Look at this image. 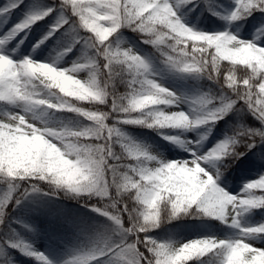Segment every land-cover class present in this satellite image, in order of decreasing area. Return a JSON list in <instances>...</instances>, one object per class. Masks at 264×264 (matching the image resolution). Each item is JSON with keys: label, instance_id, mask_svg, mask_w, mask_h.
Here are the masks:
<instances>
[{"label": "snow or ice", "instance_id": "snow-or-ice-1", "mask_svg": "<svg viewBox=\"0 0 264 264\" xmlns=\"http://www.w3.org/2000/svg\"><path fill=\"white\" fill-rule=\"evenodd\" d=\"M22 3L23 0H7L0 5V17L10 16ZM191 3L193 0H175V3L172 0H62L61 14L49 31L33 45V50L64 29V25L70 24V19L63 14L70 7L72 16L78 17L80 26L92 35L81 37L72 25L66 29L71 36V44L60 55H66L72 46L80 44L85 50L93 52L91 58L85 55L81 62H74L70 68L61 70L33 61L30 57L13 60L10 55L0 53V103L20 108L26 100L46 99L43 108L77 114L90 122L89 127L82 129L84 134L81 139L95 140L96 149L106 161L102 167L103 191L96 194L104 206L93 207L92 210L110 221L111 232L97 247L76 257L71 264H187L193 258L201 261L206 256L214 257L217 264H264V249L254 248L248 243L249 239L264 237V225L243 228L238 223L239 218L249 210L264 208V195L257 196L252 191L257 188L264 191V176L248 183L243 197L233 196L217 187L215 179L218 177L204 167L242 155L233 151L239 142L237 138L252 141L258 137L264 140V47L241 41L227 31L208 34L189 29L177 17L176 9ZM234 3L235 8L227 17L230 22L244 19L253 12H264V0H234ZM54 11L49 7L26 14L23 20L0 37V47L6 48L20 33H26ZM122 28L148 37L142 43L156 48L164 62L181 73L215 80L221 74V62L227 61L231 67L225 70L224 85L235 98L226 95L223 89L218 96H201L194 101L200 112L195 120H190L183 112L156 111L158 106H173L176 97L151 79L144 78L149 69L143 58L131 50L120 51L110 47L111 39ZM260 35H264V31ZM97 59L104 61L102 69L97 67ZM38 64L47 67L37 70ZM237 66L244 69L242 77L237 75ZM122 68L131 74V79L127 81L130 91L123 96H114L112 81L120 75ZM81 71H88L87 80L75 78V74ZM28 81L42 91L26 98ZM61 89L74 95H64ZM45 93H56L62 99L49 102L51 96L46 98ZM69 98L99 105H108L111 98L110 111L86 110L79 104H73ZM237 101L243 102L262 129L239 127L233 137L217 143L206 153L190 151V160L161 162L136 146L124 143L116 127V124H130L191 130L223 119L229 112L237 110ZM133 113H147L151 121L146 123L145 119ZM23 116L22 111L0 116V182L8 188L0 197V223H3L5 209L14 198V186H19L21 182H27L31 190L36 191L31 181H44L76 195L82 194L81 184L95 183V160H70L60 139L53 134L60 129L37 127L32 123L33 119H22ZM109 119L114 121L112 125L107 123ZM96 121H102V127L98 133L92 134ZM166 139L183 146L175 137ZM204 139L206 137L202 136L200 140L187 143L195 148ZM116 146L121 149L119 153L115 150ZM253 146L251 143L248 145L249 148ZM126 160L134 161V164L123 163ZM113 188L114 196L111 192ZM22 195H27V191ZM125 195L134 201L133 207L129 208L121 199ZM16 200L19 202V197ZM162 206L169 210V219L194 210L238 229L239 236L233 240L202 238L179 247L158 243L147 234L159 226ZM124 213L128 215L129 227L124 225ZM141 244L147 255L140 251ZM9 246L18 247L23 254L44 261L43 255L28 252L26 246Z\"/></svg>", "mask_w": 264, "mask_h": 264}, {"label": "trees", "instance_id": "trees-1", "mask_svg": "<svg viewBox=\"0 0 264 264\" xmlns=\"http://www.w3.org/2000/svg\"><path fill=\"white\" fill-rule=\"evenodd\" d=\"M224 1L226 2L227 0H193V3L188 4H196L198 5V8H201L202 10V13L198 15L196 11L191 10L193 12V15L198 18L196 24L200 29H202L206 24V28L208 26L210 29L215 28V24L212 23L219 22V30H221V32L228 31L229 28L226 24V18L220 17L214 19V15L212 13V10L217 7L219 3H222ZM24 2H32L34 5L39 6L40 10L43 11L49 7L56 8L58 6L60 8L62 0H23V3L19 8L24 9ZM64 13L65 16L70 19V24L64 26V29L61 30L62 32H64V40L71 44V36L67 34L66 29H69L72 25H75L79 36L86 37L83 33L86 30L80 26L79 18L72 16L71 8H67ZM186 13H188L187 10ZM201 16H205V23H201V21L199 20V17ZM256 23L264 24V12H253L251 15L247 16L244 19L232 22L233 25H236L240 28V31L242 33L248 31L250 27ZM120 31L128 34L131 39L140 44L149 53L152 62L160 69L162 77L166 81H184L186 83L192 84L198 90L208 92L209 96H218L223 89V92L226 95L235 98L231 90L227 89V87L224 85L223 77L226 74L225 70L231 67V65H229L227 61L221 62V74L216 77L215 80H209L207 79V76H205L204 78L203 76H197L195 74L181 73L172 68L170 65L166 64L164 62V58L160 55V52H158L156 48L152 47L151 45L142 43L143 39L148 38L144 36V34L133 32L128 28H122L120 29ZM259 38L263 40L264 35H260ZM168 43H172V41H168ZM74 46H81L82 50L85 51L90 58L93 56V52L91 50H85L82 45L76 44ZM165 51H167V49H165ZM96 63L97 67L101 69L103 68L104 61L102 59H97ZM237 75L238 77H242L244 75V69L242 68V66H237ZM129 79H131V74L127 72L126 69L122 68L120 70V75L114 77L112 81V92L114 96H123L130 91L127 86V81ZM51 99L53 101H56L54 97H51ZM69 99H71V102L73 104H79L80 107L86 110L110 111L111 98H109L108 105L78 102L75 99ZM13 107L14 106H9L5 103H0V113L3 110L6 111L5 113H8V111H10ZM236 108L237 110L229 112L226 116H224L223 119L217 121L218 131H220L222 134L226 135L228 139H230L235 135V129L239 127H246L253 130L262 129V125L260 124V122L252 117V115L247 111L246 106H243L242 101H237ZM40 110H42V108L37 111ZM133 115H137L138 118L145 119L146 123L151 121V117H149L147 113H133ZM107 123L109 125H112L114 121H112V119H109ZM117 125L120 126L123 133L138 139L148 138L154 145L163 144L160 138L169 130L149 128L144 125L116 124V127ZM89 126V121L83 119L75 113L65 111L64 129L81 130ZM237 139L239 140V142L234 146L235 152L243 154L239 155L238 158L228 157L219 163L218 168L220 171V175L216 181V185H218L219 182H229L231 184L238 183L239 177L236 173H239L241 171L261 173V170H263L264 168V140H260L258 137L252 141L247 140V138ZM85 142L93 144L96 143L95 140H87ZM250 143L254 144V146L251 148L248 147ZM115 150L118 153L121 151V149L117 146ZM109 163H112V161H109ZM123 163L134 164V161L126 160L123 161ZM110 179L111 176H109V180ZM31 183L36 186V191H32L30 185L27 182H21L19 186H14L16 187V190L13 194L14 198L5 209V216L7 219L10 218L11 214L15 213L16 209H20L24 204H27L29 203V201L38 198L43 201V204H47L49 206L65 207L67 209L87 208L90 210L93 209V207L103 208L104 206V202L92 201V199H89L86 195H82L79 197L76 194L66 195L64 189L51 187L44 181H31ZM7 190V186L4 183L0 182V197H3ZM26 191L27 195H22ZM111 192L114 196L115 189H111ZM254 194L257 196L264 195V193L262 192H255ZM17 197H19V202H17L16 200ZM121 199L127 203L129 208L134 206V201L129 199L128 195L123 196ZM55 214L57 215L55 217L57 225L54 224V221L50 224V227L53 226V229H51L52 232H58L62 236L64 241H67L70 244L78 243L80 246L86 248V251L88 252L97 247L101 243V241L109 235L106 234V222L102 223L101 219H95L96 221L94 220V223L87 222L85 223L84 227L76 225V222H74L73 219H65V214L63 213ZM169 215V210L166 207L162 206L161 221L159 226L147 234L158 243L174 246L177 245V243H179L183 238L190 236L202 239L209 238L211 237V235L213 236L216 233L223 234V231L221 230L222 226L220 225L221 222L205 217L202 214L195 212L194 210L190 211L188 214L177 216L174 219H169ZM7 219H5L4 217L3 223H0V264L1 262H4L5 259L18 248L10 247L9 244L18 245V241L21 237L33 236L28 229H25L23 227L15 226L13 229L6 228L5 222ZM122 219L124 221L125 227H129L130 224L128 222L127 213H124L122 215ZM257 221L264 223V208L254 209L253 211L243 214L239 218L238 223L244 222L245 224L252 225ZM96 225H100L101 228H97ZM142 238L143 236L141 235V239ZM229 238L233 240L231 236ZM130 239H135V237H130ZM139 248L140 251L145 252V254L147 255V252L142 244L139 246ZM187 264H217V261L212 256H206L203 257V260L201 261H196L193 258L189 260Z\"/></svg>", "mask_w": 264, "mask_h": 264}, {"label": "rangeland", "instance_id": "rangeland-1", "mask_svg": "<svg viewBox=\"0 0 264 264\" xmlns=\"http://www.w3.org/2000/svg\"><path fill=\"white\" fill-rule=\"evenodd\" d=\"M7 0H0V5H3ZM173 3H175V0H172ZM235 8L234 0H228L227 3H224L221 5L219 10H216V15H219L220 13H230ZM31 11V10H30ZM184 10L176 9L177 17L180 19L181 23L184 24L186 27L190 25L195 24V19L191 16H187L183 12ZM39 12L38 8H35L31 11V13ZM61 14L60 13L56 15L54 12L46 17V22H44L43 25L34 26L30 30H28L26 33L22 32L19 36H17L14 40L10 41L6 48L0 47V53H4L6 55H10L13 60H20L24 57H30L33 61L41 62V63H47L50 64L57 69H68L70 68L74 62H81L82 58L87 55L85 51L82 50V48H75L72 47V50L70 52H67L66 55H60L65 48L68 46L65 44V42L61 41V33L58 32L55 35H53L49 40H47L44 44H42L39 48L33 50V45L36 44L38 40H40L48 31L51 25L54 24L57 17ZM26 14L22 13L21 11H15L10 16H4L0 17V37H3L9 29L13 27V25L19 23L21 20L24 19ZM264 28L263 25H254L251 27V29L246 33L243 34L240 31V28L231 27L228 33L236 36L241 41H250L254 44H257L258 46H261L262 43L259 42L258 34L259 32ZM191 29V28H190ZM191 30L195 32H204L205 30L202 29L199 31L196 28H192ZM86 37L91 36L92 34L84 31L83 32ZM26 35V38H24ZM23 39V43H20V40ZM111 39V38H110ZM110 47L114 50H131L133 54L139 55L141 58H143L148 65L149 71L144 74V78L151 79L153 82L157 83L160 87H163L164 89L170 91L174 94L176 97L175 103L173 106H158L155 110L156 111H163L167 113L171 112H183L185 113L190 120H195L200 116V112L197 111L198 105L194 103L197 99H199L201 96L206 95L204 92L195 89L193 86L184 83V82H166L161 78V73L158 68H156L153 64H151L149 60V56L147 52L134 40L131 39V37L121 32L120 30L118 33L111 39L110 41ZM264 47V44H263ZM14 50V51H13ZM88 56V55H87ZM89 57V56H88ZM90 58V57H89ZM75 78L80 79L81 81H85L88 79V71H81L79 73L75 74ZM38 83V82H37ZM49 102H52L49 97ZM53 103V102H52ZM6 111H2L0 113V116H3ZM21 109L19 107L14 106L8 113H20ZM65 113L64 111H54L51 109L42 108L41 111H36L34 113L33 122L35 126L37 127H49L55 130H59L63 128V122H64ZM113 121V120H112ZM118 130L120 131L122 137L124 138L123 142L127 143L130 146H136L138 149L156 157V159L160 160L161 162H172V161H185L190 160L192 157L189 155L190 151H197L198 154H203L209 151L211 148H213L217 143L221 141L228 140L226 136H224L220 131L217 130V122L213 125L208 126H200L193 128L191 130H185L183 133L179 134L178 132L174 130H180V129H172L173 132H170L167 134L166 137H175L179 139L182 142L181 144H176L170 142L169 139H166V137L162 138V142L168 143L167 147L161 148L159 146L152 145L148 139H137L135 137H132L128 134H125L122 132L119 125H117ZM202 136H205L206 139L202 140L198 146L193 148L190 146L187 142L188 141H197L200 140ZM57 146L60 147L59 142L57 141ZM119 147V146H117ZM220 162H216L214 164L205 165L204 167L213 174L214 177H218V165ZM151 162H149V165ZM262 176H264V172L261 173H255V172H246L242 173L239 177V183L232 185L229 183H221L219 185V188H221L223 191L227 192L229 195L233 196H240L243 197L245 195L244 188L248 183L254 182L259 180ZM217 179V178H216ZM215 179V181H216ZM254 193L261 191L260 189H253ZM83 194L77 195L82 196ZM89 199H92V201H100L103 202L98 197H90L87 196ZM35 199V198H33ZM43 201L41 199H35L29 201L27 204L31 207L28 211V216H17L14 219L12 218L13 215H10L8 223L6 222V228L13 229L14 226L24 227V228H31L36 230L39 225L44 226L45 220L47 219L48 222L52 219H54L57 215H54L57 213L56 208H53L54 206L48 207V208H42L39 207ZM254 210V209H253ZM253 210H249L253 211ZM80 213L83 215H89L95 219H101L102 223H105V226H107L108 233L106 231V234H110L111 230V223L105 216L100 217L99 214L96 211H93L92 209L87 210H79ZM11 212V210H10ZM246 212V213H248ZM6 213V212H5ZM244 213V214H246ZM75 214V212L73 213ZM47 216V217H46ZM74 216V215H73ZM77 223H83L80 217H75ZM264 225L263 223L256 222L255 224L251 226H247L244 222H241L239 224L240 227L248 228V227H256ZM97 228H101L100 225H96ZM222 231L223 234H216L217 236L214 237L218 240H232L229 237L231 236L233 239H236L239 236L238 229H234L226 224L222 223ZM54 238L55 236H51ZM198 240L195 238H188L181 240L177 245H174L175 247H179L187 242ZM248 243L257 249H264V237H255L248 240ZM20 247H25L28 252L41 254L44 257V261H38L33 256H29L26 254H23L22 251L18 248L16 252H12V255H10L7 259H5L4 264H44L45 261H47V264H71V261H73L76 257L79 256L80 253H84L85 251L81 248H68L64 247L63 245H55L49 243L46 238L44 237H37L35 240H29V239H22L19 244ZM1 261V260H0Z\"/></svg>", "mask_w": 264, "mask_h": 264}, {"label": "clouds", "instance_id": "clouds-1", "mask_svg": "<svg viewBox=\"0 0 264 264\" xmlns=\"http://www.w3.org/2000/svg\"><path fill=\"white\" fill-rule=\"evenodd\" d=\"M46 65L38 64L36 65L37 70L46 68ZM26 86L29 88V91L25 93V97H30L32 93L37 91H42L41 89H38L37 87L32 85L31 81L26 82ZM47 87V85H46ZM61 92H63L64 95H74L72 92H65L63 89H61ZM46 98L48 96L54 97L56 102H59L62 97L57 95L56 93H45ZM165 102V101H162ZM46 103V99L37 100L35 102H31L26 100L25 103L20 105L21 111L24 113L23 118L27 119H33L34 113L43 108L42 105ZM51 106V105H49ZM102 127V121H96L93 125V132L92 134H96L99 131V128ZM49 130L52 128L46 127ZM57 136L58 139H60L62 147L64 149L65 154L70 160H95V163L93 164V171H94V179L95 183L94 185L91 183H84L80 185L81 193L86 196L90 197H96V194L103 191V172L102 167L106 163L103 155L96 149L95 145L93 143H87L82 140L81 136L84 134L81 130H70V129H60L57 132L53 133ZM235 151V148L233 149ZM51 187L56 188L54 185L49 184ZM66 195H70L72 193H69L65 191Z\"/></svg>", "mask_w": 264, "mask_h": 264}]
</instances>
